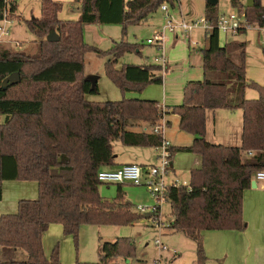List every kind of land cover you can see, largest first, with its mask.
<instances>
[{
  "label": "trees",
  "instance_id": "16d2710c",
  "mask_svg": "<svg viewBox=\"0 0 264 264\" xmlns=\"http://www.w3.org/2000/svg\"><path fill=\"white\" fill-rule=\"evenodd\" d=\"M229 1L250 20L264 25L262 0L251 5ZM164 2L175 5L173 0H82L80 17L63 20L60 1L41 0V16L26 20L37 37L36 51H12L0 44V114L5 116L0 123V200L5 180L39 184L37 199L20 200L16 213L0 217V264H63L58 244L50 257L45 254L43 235L51 224H61L78 245L83 225H132L150 217L134 210L123 184H118L113 200L101 196L98 174L116 165L114 141L136 147L161 145L163 135L136 126L142 122L154 126L164 115H178L180 129L194 136L190 146H172V158L179 151L202 157V166L190 171L188 187L168 190L170 232L193 240L195 264H208L205 231L247 228L244 193L255 173L264 170V85L247 77L246 42L222 45L217 30L209 33L207 46L201 49L204 79L188 81L183 102L166 106L165 112L152 99L88 98L98 93L84 74V56L89 51L107 57V74L124 92L163 83L159 64L116 68L125 53L141 52L139 44L122 38L108 51L100 50L85 41L84 25L138 24ZM17 9L16 0H0V21L6 10L12 19ZM217 16L216 6L207 3L206 19L215 22ZM51 30L59 34V41L47 40ZM236 51L239 61L231 57ZM17 72L20 81L3 88V80ZM249 87L258 91V98H246ZM222 108L243 110L240 145L207 140V111ZM17 249L25 250L27 259L14 260ZM136 249L130 237L105 241L95 264H126L118 257L135 256Z\"/></svg>",
  "mask_w": 264,
  "mask_h": 264
},
{
  "label": "rangeland",
  "instance_id": "374dc122",
  "mask_svg": "<svg viewBox=\"0 0 264 264\" xmlns=\"http://www.w3.org/2000/svg\"><path fill=\"white\" fill-rule=\"evenodd\" d=\"M18 9L12 17L8 27L11 31L10 39L18 41L1 45L12 51L33 53L36 51V35L30 31L26 20L41 16V0H16ZM63 8L59 13V18L63 20L78 19V9L81 6L78 0H61ZM244 5H251L253 0H242ZM264 4V0H262ZM208 0H181V11L188 20H201L206 16V5ZM216 6L218 13L232 10L229 0H219ZM179 7L172 9V13H179ZM166 18L159 9L147 20L140 23H130L127 25L118 24H86L84 25L85 41L100 50L108 51L114 42L125 40L140 45L141 52L125 53L116 68H121L124 64L151 65L156 64L157 59L165 56L171 68L160 70L164 76L162 84L149 83L141 89H131L124 92L107 74V57L101 56L94 51H89L84 56V74L97 75L98 93L90 94L88 98L94 101L122 100L124 98H146L158 100L160 104L175 106L184 100V87L190 80H201L204 78L203 53L202 48L207 46L206 31L203 27L196 28L189 32V38L185 34L165 32L163 48L158 43L149 44L147 41L154 38L157 31L163 30ZM234 39L236 42H246V65L247 77L249 80L264 85V34L249 30L237 35L220 34L221 44ZM199 45L197 46L196 43ZM233 42V41H232ZM235 61H239V51L231 53ZM158 63V62H157ZM199 77V78H198ZM198 78V79H196ZM15 94H18L15 91ZM19 96V95H16ZM259 93L253 88H247L246 98L256 99ZM166 121L171 124L166 125L165 137L174 146H190L194 141V136L182 131L179 126V118L175 114L166 116ZM5 116L0 114V123H3ZM151 129L152 126L145 123ZM217 127L213 119L209 120V130L213 135V130ZM219 130V128H218ZM218 143V142H217ZM114 148L120 154L118 162L135 160L148 164H157L158 158L154 147L125 146L120 141L114 142ZM173 169L169 173L167 180H178L181 183H189L190 171L196 166H202L201 157L195 152L179 151L172 158ZM118 184L100 183L99 191L101 196L108 200H113L117 196ZM127 200L133 204L134 210L137 207H152L157 204L150 189L146 185H135L125 183L123 185ZM161 210L157 213L144 212L150 217L138 221L132 225H83L80 229L79 242L73 237L60 239V236L47 235L48 257H50L54 247L58 244L60 257L64 251L63 264H95L100 258L102 244L105 241H115L121 237L132 238L137 246L135 256L118 257L117 261L126 264H195L196 263V243L181 232H170L169 224L172 220L171 204L165 200L161 203ZM60 226V227H59ZM61 230L63 236V226L61 224L51 227ZM50 231V232H51ZM167 231V232H166ZM59 237V238H58ZM160 239L162 245L168 247L164 250L162 246L156 244ZM50 244V246H48ZM21 252H24L22 256ZM45 252V254H46ZM16 255L15 260L27 259V252L21 250ZM66 254V255H65ZM3 259V258H2ZM1 259V260H2ZM64 260V262H63Z\"/></svg>",
  "mask_w": 264,
  "mask_h": 264
},
{
  "label": "crops",
  "instance_id": "0c3cea01",
  "mask_svg": "<svg viewBox=\"0 0 264 264\" xmlns=\"http://www.w3.org/2000/svg\"><path fill=\"white\" fill-rule=\"evenodd\" d=\"M58 1L61 2V0ZM78 1L81 4L82 0H78ZM80 14H81V6L78 9V18L80 17ZM178 36L179 35L176 34L177 38ZM207 36L208 35L206 34V41L208 40ZM232 41L235 40L232 39L229 42ZM229 42L227 41V43ZM197 46L199 45L197 44ZM156 64L159 63H157L156 61ZM171 67L172 65L168 63V68ZM158 74H160V71H158ZM203 74L205 77V71L203 72ZM163 81H164V76H163ZM211 118L213 119V123L217 127V130L215 129L213 130V135H211V131L209 130V120ZM168 122L169 124H171L170 120H168ZM136 129L139 130L144 129L151 131V129H149V127L146 126L144 122H142L139 126H136ZM242 129H243L242 109L230 110V109L222 108V109L207 111L206 137L207 140H209L210 142L212 143L218 142L217 144H224V145H240L242 143ZM114 142H113V151L115 154L116 165L113 166L112 168H117L126 163H138L140 165H149L148 163L142 161L138 162L136 161L137 159H135L134 161L129 160L126 162H118L117 159L120 157L121 153L115 150ZM199 156L201 157V155ZM198 167H201V165H198L195 168ZM2 186H3V197L0 200V217L3 214L16 213L18 210V205L20 200L23 199L34 200L37 199L39 196V184L37 181L34 180H5L3 181ZM243 215L247 222V228L243 231L208 230L204 232V244H205L206 253L208 255V264H264V181H256L255 187L251 186L249 189L245 191ZM54 225H58V224H51L49 226V229L43 235V246L45 252L48 243L47 242L48 234L54 236H60V239L72 237L71 235H66L65 233H63L62 236L61 230L59 228H55V230L51 231L52 229L51 227ZM48 246H50V244ZM19 251L21 250L17 249L14 252L13 255L14 260L16 259V255L19 254L18 253ZM2 253L3 252L0 247V260L3 258ZM21 253H22L21 255L24 256L23 254L24 252ZM63 253L64 251H62L61 257L64 259ZM46 255H48V252H46Z\"/></svg>",
  "mask_w": 264,
  "mask_h": 264
},
{
  "label": "built area",
  "instance_id": "2783aa9c",
  "mask_svg": "<svg viewBox=\"0 0 264 264\" xmlns=\"http://www.w3.org/2000/svg\"><path fill=\"white\" fill-rule=\"evenodd\" d=\"M174 7L168 2H164L160 6V10L163 12L166 18V24L163 30L157 31L154 38L148 39L149 44L158 43L160 48H163L165 41V32L169 31L177 35L185 34L189 38L188 34L192 30L203 27L206 34L217 30L219 34L237 35L241 32H247L249 30H256L264 34V25L250 20L245 11L232 8L230 11H223L218 13L215 22H212L206 17L201 20H188L181 11V0H173ZM9 2V0H8ZM179 7L180 12L177 14L172 13V9ZM11 19L9 18L8 11L4 13L3 19L0 21V44H6L9 42H15L20 45L18 41L10 39L11 31L8 27ZM197 45V42H195ZM157 62L163 69H167L168 63L165 56L157 59ZM159 108L162 112H165L166 106L159 104ZM166 116L164 115L160 121L151 127V132L155 134L163 135V141L161 145L155 146L157 153L158 163L149 165H140L138 163H126L117 168H104L99 171L98 179L102 183L108 184H124L132 183L135 185H146L156 199L157 204L152 207H137L138 212H150L157 213L161 210V203L165 200L168 201V190L171 186H189V183H181L178 180H167L169 173L173 168L171 142L165 137V129L167 125ZM252 154V153H251ZM254 180L264 181V170H259L254 175ZM156 244L162 246L164 250H168V247L162 245L160 239L156 240Z\"/></svg>",
  "mask_w": 264,
  "mask_h": 264
},
{
  "label": "water",
  "instance_id": "95a60500",
  "mask_svg": "<svg viewBox=\"0 0 264 264\" xmlns=\"http://www.w3.org/2000/svg\"><path fill=\"white\" fill-rule=\"evenodd\" d=\"M218 2L219 0H208V3L211 5H216L218 4ZM47 40L50 42H57L60 40V36L55 30H51L49 35L47 36ZM87 80L91 82L93 89H97V83L99 80V76L89 75L87 76ZM19 81H20V73L19 72L13 73L3 80L2 87L7 88L8 86L13 85ZM252 186L253 187L256 186V180L252 181Z\"/></svg>",
  "mask_w": 264,
  "mask_h": 264
}]
</instances>
